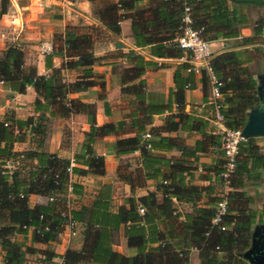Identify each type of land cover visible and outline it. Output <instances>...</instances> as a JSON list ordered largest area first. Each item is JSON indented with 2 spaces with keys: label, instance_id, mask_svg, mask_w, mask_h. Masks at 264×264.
I'll return each mask as SVG.
<instances>
[{
  "label": "trees",
  "instance_id": "1",
  "mask_svg": "<svg viewBox=\"0 0 264 264\" xmlns=\"http://www.w3.org/2000/svg\"><path fill=\"white\" fill-rule=\"evenodd\" d=\"M138 1L142 0H107L94 14L105 28L115 34L119 33V22L129 17L133 45L146 48L148 54L155 57L181 56L182 50L174 39L179 32L184 7L188 8L190 26L200 29L201 36L208 41L237 37L238 28L248 21L246 12L241 9L243 3L231 0H156L137 6ZM263 26L264 18H256L252 36L245 39L259 45L250 50H226L213 55L210 61L214 76L221 82L220 113L227 128L241 129L247 111L259 103L255 79L248 65L264 56V38H260ZM87 28L89 30L79 31L76 26H65L62 52L44 56V66L50 70L47 76L37 75L33 65L24 64L23 51L19 47L6 45L0 51V82L18 93L23 92L26 86H32L37 94L33 101L35 112H48L49 117L84 113L89 129L81 142L83 153L75 156L74 160L85 169L71 166V172L101 175L104 172L103 160L101 156L94 155L92 143L97 137L116 134L124 122L120 120L96 126L93 104L68 97L71 92L82 91L95 84L92 66L100 57L93 54L91 31L96 27ZM55 54L65 58L60 67L52 66L51 58ZM120 56L129 64L120 69V91L133 95L138 105L137 113L127 128L133 134L114 141L115 153L119 155L137 150L142 178L152 180L154 190L138 197H126L114 212L110 211L102 194L95 199L86 218L84 209L70 210L72 219L83 221L82 243L78 249L66 248L60 255L61 264H188L191 250H196L199 264H244L241 254L248 247L251 226L262 222L264 212L253 209L251 197L241 189L260 178L264 171V153L260 152L253 137L238 143L234 169L225 192L226 212L216 225H212L210 219L221 192L217 174L224 163L222 151L217 152L212 167L206 169L208 175L203 179L209 180L208 185L192 183L197 153L209 144L216 148L220 146V135L212 133L211 127L206 129L210 121V105L205 107L208 112L206 118L183 111L180 105L183 91L185 87L192 86L191 73H183L186 64H178L173 70L174 87L169 89L165 101L145 102L149 95L142 90L143 80L139 78L154 62L133 50ZM64 68L80 69V76L71 83H65L60 71ZM99 86L102 87V82ZM173 103L176 113L168 115L160 126L146 130L151 116L169 111ZM46 120L38 115L22 120L5 115L0 120V172L5 159L22 155L18 167L9 174L0 173L2 264H23L26 254H40L43 264H51V259L57 256L50 245L57 241L62 230L64 218L60 211L64 207L55 209L53 205H65L64 196L60 195L66 193L68 174L65 168L69 162L44 151ZM146 131L148 140L142 139ZM179 131L197 132L199 138L191 146H180L169 136ZM162 132L167 134L162 135ZM26 137L28 143L24 150H12L14 142L23 141ZM171 148L180 150L179 158L171 159L164 155L163 152ZM118 177L126 180V176ZM216 186L218 191H215ZM70 187L73 195L81 194V185L71 183ZM31 194L55 196L56 200L29 207L27 199ZM203 194L213 195L200 203ZM175 202L189 203L190 210L180 212ZM138 206L143 208V213H138ZM174 210L176 213L172 214ZM121 235L130 250L127 255L113 249ZM27 239L30 245H26ZM34 243L44 247H33L31 244Z\"/></svg>",
  "mask_w": 264,
  "mask_h": 264
},
{
  "label": "crops",
  "instance_id": "2",
  "mask_svg": "<svg viewBox=\"0 0 264 264\" xmlns=\"http://www.w3.org/2000/svg\"><path fill=\"white\" fill-rule=\"evenodd\" d=\"M107 0H0V51L6 45L14 44L23 51V60L25 65H33L37 75L47 76L50 73L48 68L44 66V56L53 52H62L63 31L66 25L76 26L79 31L81 25L86 27H96L104 32V38H98L93 41V54L100 59L92 66L95 75V84L87 87L85 90L71 92L69 98L78 99L84 103H90L94 106V125L99 126L104 123H116L122 120L124 122L122 129L120 128L116 134L100 136L94 139L92 143V151L95 156H101L103 160V174H76L72 173L68 176L67 183H77L81 185L82 190L79 196L69 198L68 205L54 204V208L67 206V209L78 210L84 209V218L87 217L88 211L95 199L101 194L106 197L110 211L114 212L116 208L123 203L128 196L138 197L144 195L147 191L154 190L153 181L142 178L140 170L139 153L134 150L129 153H115L114 141L118 138L131 136L133 132H128L130 120L137 113L138 102L134 100L131 94H123L120 91L119 72L123 67L129 66L121 53L133 50L140 54L144 59L154 62V65L145 69L139 79L143 80L142 90L149 96L145 99L165 101L169 89L174 87L172 81V73L178 64H186L184 74L190 72L192 86L185 87L183 98L181 101L182 109L185 113H191L195 116L206 118L208 112L206 108H200L201 103H205L209 97L210 83L203 67H191L188 54L182 51L179 57H155L148 54L146 48H138L133 45L130 29V18H123L119 22V33L115 34L105 28L95 17L94 12L102 6ZM115 2L116 0H108ZM156 0H142L136 3L137 6H145ZM4 4V10L1 7ZM264 4V3H263ZM256 6L253 3H243L242 11L247 14V23L238 28V35L234 38L217 39L210 41L213 55L226 50H250L252 47L259 45L256 41L247 42L245 39L252 36V25L256 18H264V6ZM7 7V8H6ZM261 9V13H260ZM258 11V13H257ZM129 13V12H125ZM175 41V39H174ZM46 43L50 46V50L41 51L40 45ZM116 43L122 46L115 47ZM30 47L31 49H28ZM29 56L33 59L30 62ZM61 54H55L51 58L53 67H60L64 61ZM31 63V64H29ZM264 64V56L260 57L248 65L249 72L257 85L256 67ZM61 79L65 83H71L80 76V69L64 68L61 69ZM263 74V73H261ZM102 82V87L99 83ZM136 82L133 81V83ZM37 98L32 86H26L21 93L12 92L6 84L0 82V120L5 115H12L15 119H25L28 116H41L51 123H56L53 129L46 128L44 138V151L54 153L58 157L72 159V166H79L85 169L79 163H76L75 156L82 154L81 142L84 134L89 129L86 115L81 112L70 113L66 117L48 116V112H35L33 110V101ZM176 107L173 103L169 111H164L151 116V123L145 126L146 130L150 127L160 126L168 115L176 113ZM249 111V110H248ZM247 111V113H248ZM59 121L67 126V133L58 129ZM45 123V125H46ZM211 127L212 133H217V126L209 121L206 129ZM147 133V131L145 132ZM162 135L167 133L162 132ZM218 134V133H217ZM175 143L183 146H191L193 142L199 138L197 132L170 133ZM151 138V137H150ZM148 140L149 138H142ZM154 139V138H153ZM220 139V138H219ZM254 143L258 146L260 152L264 153V135L254 136ZM28 137L20 142H14L12 150L22 151L26 148ZM218 148L206 145L204 149L197 153V161L194 162L196 170L194 171V179L192 183L197 185H208L209 180L203 179L208 175L206 170L212 167L214 159L218 156ZM166 157L171 159L180 157L178 148H171L163 152ZM125 169V178L118 177L119 170ZM135 178L141 179L140 183H136ZM219 187L216 186L215 191ZM241 190H244L252 199L251 207L260 209L264 212V171L261 172L260 178L256 182H249ZM213 194H203L200 203L206 202ZM47 198L38 194L28 196L27 204L29 207L35 205L47 204ZM177 210L180 212H188L190 204L187 202H175ZM262 222L255 223L251 226L250 232L254 225L264 224V216ZM79 227L75 235L66 237L62 233L57 236V241L50 245V248L57 254L51 259V264H61L60 255L66 248L78 249L82 243L81 230L83 229V221L79 222ZM113 249L127 255L130 250L126 247L125 238L121 235L117 244ZM42 258V257H41ZM243 259V258H242ZM244 260V259H243ZM38 264H43L39 262ZM93 264V263H90ZM188 264H199L196 250L189 252ZM244 264H249L244 260Z\"/></svg>",
  "mask_w": 264,
  "mask_h": 264
},
{
  "label": "built area",
  "instance_id": "3",
  "mask_svg": "<svg viewBox=\"0 0 264 264\" xmlns=\"http://www.w3.org/2000/svg\"><path fill=\"white\" fill-rule=\"evenodd\" d=\"M190 24L191 20L188 15V8L184 7L183 15L181 17V24L179 25V32L175 38V42L178 48L188 54V59L191 67H203L206 72L210 83L209 97L205 103L200 104V108H205L206 105H210L209 120L218 128L217 133L220 135V149L222 151V157L224 159L222 169L217 174L221 181V192L218 193L219 199L215 203L214 213L210 219V223L212 225H216L226 212L225 192L228 189V179L234 169L238 143L245 138L241 135V129H230L223 125V117L220 113L222 104L220 102L221 94L219 87L221 85V82L214 76L210 67V61L213 57L211 43L201 36L200 29H194L190 26ZM260 38H264V26L261 28ZM40 49L43 52L48 51L50 50V46L46 43H43L42 45H40ZM3 124L6 125V122H4ZM142 138H149V134L143 133ZM21 157L22 155L19 154L18 158L5 159L1 166L0 173L9 174L13 169L18 167L19 158ZM68 162L69 163L65 168V171L69 176L71 174L72 159H69ZM54 183L56 184L57 182L55 181ZM60 196H64V203L68 205L69 198L72 196L71 187L69 186V184L67 185L66 193ZM46 198L48 202L56 200L55 196H48ZM137 211L141 214L143 213V208L138 206ZM175 213L176 211L174 210L172 214ZM60 216L64 218L62 230L60 233H62L66 237L75 235L80 224L79 222L71 218L67 206L65 209L60 211ZM219 228L224 229L223 226H219ZM0 264H2V261H0Z\"/></svg>",
  "mask_w": 264,
  "mask_h": 264
},
{
  "label": "water",
  "instance_id": "4",
  "mask_svg": "<svg viewBox=\"0 0 264 264\" xmlns=\"http://www.w3.org/2000/svg\"><path fill=\"white\" fill-rule=\"evenodd\" d=\"M238 3L263 4L264 0H231ZM122 46L116 43L115 47ZM256 96L259 103L247 113L241 135L244 138L264 135V73L257 74ZM241 258L249 264H264V224L254 225L250 232L248 247L241 254Z\"/></svg>",
  "mask_w": 264,
  "mask_h": 264
},
{
  "label": "rangeland",
  "instance_id": "5",
  "mask_svg": "<svg viewBox=\"0 0 264 264\" xmlns=\"http://www.w3.org/2000/svg\"><path fill=\"white\" fill-rule=\"evenodd\" d=\"M7 8V7H6ZM258 13V11H257ZM260 13H261V9H260ZM82 28L81 30L82 31H87L89 30L85 25H81ZM92 33V36L95 38V39H98V38H101L103 39L104 38V32H102L101 29L99 28H94V30L91 31ZM28 49H31L30 47H28ZM30 58V62L31 60L33 59L32 56H29ZM31 64V63H29ZM257 69V72L258 73H264V64L262 66V64L260 63V65H258L256 67ZM50 120V119H49ZM49 120L47 121V123L49 122ZM47 123H46V128H49V129H53L56 127V123H51L49 126H47ZM53 127V128H52ZM58 129L62 130L63 131V134H66L67 133V126L65 124L62 123V121H59V124H58ZM119 170V175H125V169H118ZM135 181L136 183H140L141 179H137L135 178ZM25 243L26 245H30L29 243V240H25ZM33 247H36V248H43L44 245L43 244H40V243H34V244H31ZM0 261H1V250H0ZM41 261V255L40 254H26L25 255V262L23 264H38L39 262Z\"/></svg>",
  "mask_w": 264,
  "mask_h": 264
}]
</instances>
